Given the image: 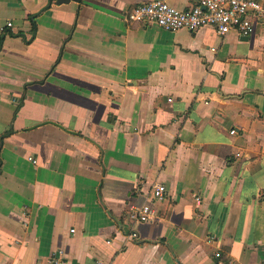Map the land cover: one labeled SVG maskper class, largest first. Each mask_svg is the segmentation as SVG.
<instances>
[{
  "label": "crops",
  "instance_id": "0c3cea01",
  "mask_svg": "<svg viewBox=\"0 0 264 264\" xmlns=\"http://www.w3.org/2000/svg\"><path fill=\"white\" fill-rule=\"evenodd\" d=\"M150 1L0 0V264H264V24Z\"/></svg>",
  "mask_w": 264,
  "mask_h": 264
},
{
  "label": "built area",
  "instance_id": "2783aa9c",
  "mask_svg": "<svg viewBox=\"0 0 264 264\" xmlns=\"http://www.w3.org/2000/svg\"><path fill=\"white\" fill-rule=\"evenodd\" d=\"M184 9H178L164 0H154L131 9L128 20L155 25L170 32L189 30L197 32L204 27L212 28L219 36L234 33L239 37L252 34L256 24H264V0H187ZM8 27L11 23L7 24ZM233 133V132H232ZM34 162V161H33ZM166 193L164 185H156L153 199H161ZM154 210L144 203L135 214L138 222H149ZM136 236L135 233L132 234ZM219 257V254H216ZM45 264H67L61 251L54 254Z\"/></svg>",
  "mask_w": 264,
  "mask_h": 264
},
{
  "label": "water",
  "instance_id": "95a60500",
  "mask_svg": "<svg viewBox=\"0 0 264 264\" xmlns=\"http://www.w3.org/2000/svg\"><path fill=\"white\" fill-rule=\"evenodd\" d=\"M74 2H80V0H72ZM68 2H70V0H55V3L60 5V4H67Z\"/></svg>",
  "mask_w": 264,
  "mask_h": 264
}]
</instances>
